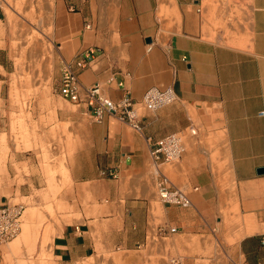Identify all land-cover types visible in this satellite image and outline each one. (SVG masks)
I'll list each match as a JSON object with an SVG mask.
<instances>
[{"label": "crops", "instance_id": "obj_1", "mask_svg": "<svg viewBox=\"0 0 264 264\" xmlns=\"http://www.w3.org/2000/svg\"><path fill=\"white\" fill-rule=\"evenodd\" d=\"M52 1L58 75L76 55L97 46L101 54L79 71L82 85L113 76L115 83L103 91L114 100L127 94L138 103L151 86H170L177 100L141 111L138 129L114 116L94 122L75 105L92 122L81 149L94 155H87V169L81 160L71 164L69 178L77 191L88 189L84 196L90 201L77 205L76 221L56 229L49 242L51 263L75 264L99 249L146 247L150 239L166 257L184 253V264H264V174L257 173L264 167V0H233L237 8L247 9L233 15L236 21L247 17L249 22L241 47L221 42L220 35L217 41L202 37L210 23L222 18L228 0ZM166 6L177 9L170 33L169 20L160 14ZM2 14L0 7V19ZM5 65L0 60V69ZM189 128L196 133L186 136L178 161L162 163L159 170L165 174L162 165L173 164L175 182L165 175L176 187L190 189L186 192L192 204H163L156 194L152 142ZM106 167H116L118 177H101ZM219 182L224 183L223 195ZM221 196L225 219L232 204L243 216L223 231ZM153 204L160 211L156 218L151 215ZM158 226L176 227L177 232L157 235ZM215 243L224 247L223 258L202 253Z\"/></svg>", "mask_w": 264, "mask_h": 264}, {"label": "rangeland", "instance_id": "obj_2", "mask_svg": "<svg viewBox=\"0 0 264 264\" xmlns=\"http://www.w3.org/2000/svg\"><path fill=\"white\" fill-rule=\"evenodd\" d=\"M227 3L222 18L210 23L212 28L203 31L202 37L217 41L220 35L221 42L241 47L248 39L249 22L247 17L236 21L233 15L245 7L237 8L233 0ZM52 6V0H0V60L6 62L5 70L0 69V199L23 205L18 233L0 245V264H52L51 237L64 222L77 220L78 204L86 206L90 201L84 196L88 189H74L69 166L81 160L83 169L88 168L87 155L94 154L81 147L92 122L57 91ZM164 8L160 14L169 20L166 31L170 33L177 24L170 21L176 19L177 9ZM172 167L162 165L161 170L174 181ZM218 184L223 195L224 183ZM217 200L220 231L242 222L234 204L225 219L224 197ZM151 215H160L158 204L152 205ZM223 248L220 243L206 245L202 253L223 258ZM167 258L156 252V241L149 239L146 247L99 249L75 264H164Z\"/></svg>", "mask_w": 264, "mask_h": 264}, {"label": "built area", "instance_id": "obj_3", "mask_svg": "<svg viewBox=\"0 0 264 264\" xmlns=\"http://www.w3.org/2000/svg\"><path fill=\"white\" fill-rule=\"evenodd\" d=\"M197 11H200V8H197ZM151 48L152 44L148 43L146 50L150 51ZM100 54L99 47L90 46L76 55L72 61L64 64L57 82L58 93L73 105L82 107L94 122H101L105 116H114L132 128L138 129L141 111L152 112L177 100L176 93L170 86L147 88L138 103L127 94L114 100L103 91L104 87L115 83L113 76H109L105 82H95L90 86L82 85L78 79L79 71L94 62ZM116 84L122 85V82ZM195 133L194 128H189L186 132L167 133L152 142L149 154L154 171L156 170V194L163 204L185 208L192 204L188 193L176 187L165 174L160 172L159 166L162 163L178 161L185 150L186 136ZM99 175L114 179L118 177V170L116 167L102 168ZM22 212L21 203L0 202V245L18 233ZM175 232H177L176 227L158 226L155 229L157 235ZM164 264H184V261L181 256H170Z\"/></svg>", "mask_w": 264, "mask_h": 264}, {"label": "water", "instance_id": "obj_4", "mask_svg": "<svg viewBox=\"0 0 264 264\" xmlns=\"http://www.w3.org/2000/svg\"><path fill=\"white\" fill-rule=\"evenodd\" d=\"M146 41H147V42H150L151 39H150V38H147ZM257 173H258V174H264V167H259V168L257 169Z\"/></svg>", "mask_w": 264, "mask_h": 264}]
</instances>
